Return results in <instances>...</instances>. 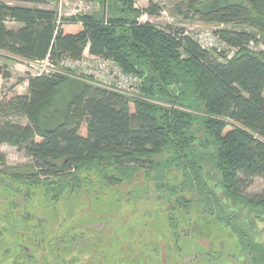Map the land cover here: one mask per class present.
<instances>
[{"label": "trees", "instance_id": "1", "mask_svg": "<svg viewBox=\"0 0 264 264\" xmlns=\"http://www.w3.org/2000/svg\"><path fill=\"white\" fill-rule=\"evenodd\" d=\"M90 1L98 5V12L56 23L55 12L36 7L43 0H0V50L31 62L48 58L58 64L81 58L89 44L91 54L111 59L125 73L140 78L141 99L80 83L61 121L43 127L68 79L61 74L29 76L28 95H17L6 107L0 98V146H16L37 168L35 174L46 179L69 173L110 148L118 164L155 172L152 161L134 154L169 150L172 163L198 192L213 184L206 201L211 209L215 204L231 213L242 246L254 214H247V220L240 217V208L251 205L243 194L254 178L264 176V51L247 49L250 41H261L247 30L215 31L228 48L236 49L228 58L225 51L201 48L182 29L139 23L143 14L155 17L162 12L153 3L139 10L132 0ZM201 1L189 0L187 7L204 22L238 23L264 34V0H231L200 11L194 6ZM8 21L19 28H7ZM0 78H10L5 67L0 66ZM14 113L23 115L27 124L5 119ZM82 127L85 135L79 133ZM60 160L58 167L54 162ZM252 201L251 206L260 207L259 214L264 215V194ZM247 242L244 255L252 256V264H264V252L256 257L259 247ZM17 248L29 253L21 243Z\"/></svg>", "mask_w": 264, "mask_h": 264}, {"label": "rangeland", "instance_id": "2", "mask_svg": "<svg viewBox=\"0 0 264 264\" xmlns=\"http://www.w3.org/2000/svg\"><path fill=\"white\" fill-rule=\"evenodd\" d=\"M77 1L67 0L71 7ZM187 1L132 0L136 9L144 10L153 3L162 10L155 17L143 14L138 19L141 24L171 25L182 29L192 41L199 31L247 30L264 44V34L244 25L204 22L188 9ZM225 2L231 0H202L194 7L201 11ZM36 7L46 9L44 5ZM6 26L19 28L9 21ZM178 50L184 54L183 49ZM32 63L0 50V66L10 72L9 80L0 82V98L5 107L17 93L28 95L22 82L40 69ZM68 74L61 76L68 79L67 83L45 115L43 127L61 121L62 111L79 93L80 83L99 88ZM108 91L130 100L141 99L140 91ZM10 115L5 119L27 124L23 115ZM79 133L85 135V129L82 127ZM113 151L103 150L71 172L46 179L35 174L37 168L16 146L1 145L0 158L4 162H0V264H252V256L242 252L249 246L248 240L251 246L259 247L253 255L264 252V215L259 214L260 207L251 206L253 199L264 194V176L254 178L243 194L251 205L246 202L240 208V217L247 220V214H254L248 219L249 236L240 246L231 213L216 209L215 204L211 209L206 201L207 190L209 193L213 184L198 192L178 170L180 166L172 163L169 150L134 154L152 161L155 172L120 165ZM54 164L60 167L61 160ZM226 207L234 208L231 204ZM227 220L230 227L226 226ZM18 243L29 253H22Z\"/></svg>", "mask_w": 264, "mask_h": 264}, {"label": "built area", "instance_id": "3", "mask_svg": "<svg viewBox=\"0 0 264 264\" xmlns=\"http://www.w3.org/2000/svg\"><path fill=\"white\" fill-rule=\"evenodd\" d=\"M42 5L47 10L56 13V23H59L61 19L90 15L93 12L99 11L98 5L90 0H79L72 7L67 0H43ZM134 7H136L135 4ZM143 16H146V14ZM79 24L81 25V23ZM194 40L205 50L216 49L218 52L225 51L228 58L236 52V49L228 48L212 31H199L194 36ZM247 49L256 53L263 52L264 44L262 42L250 41ZM32 64L40 68L36 71L35 75L31 74L33 77H42L43 74L53 76L69 73L68 75H75L91 81L98 85L99 88L120 92L125 91L129 94L139 91L141 85L139 77L125 73L111 59L91 54L88 48H85L81 58L77 60L63 59L58 64H54L48 58H45L42 61H36Z\"/></svg>", "mask_w": 264, "mask_h": 264}, {"label": "crops", "instance_id": "4", "mask_svg": "<svg viewBox=\"0 0 264 264\" xmlns=\"http://www.w3.org/2000/svg\"><path fill=\"white\" fill-rule=\"evenodd\" d=\"M9 72V71H8ZM10 73V72H9ZM1 78H0V82H1ZM9 80V79H8ZM24 80V79H23ZM3 81V80H2ZM4 81H6V80H4ZM22 86L24 87V89L26 88L27 90H28V88H27V81L26 80H24L23 82H22ZM20 87H21V85H20ZM18 88V87H17ZM15 90H17V89H15ZM17 95L18 96H24V95H22L21 93H17Z\"/></svg>", "mask_w": 264, "mask_h": 264}]
</instances>
